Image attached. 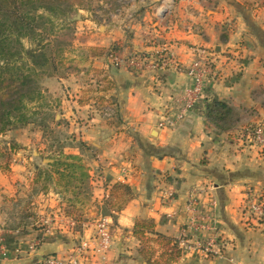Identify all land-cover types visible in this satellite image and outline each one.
<instances>
[{"label":"crops","instance_id":"1","mask_svg":"<svg viewBox=\"0 0 264 264\" xmlns=\"http://www.w3.org/2000/svg\"><path fill=\"white\" fill-rule=\"evenodd\" d=\"M138 5L137 19L126 30L102 33L100 27L102 34L89 47H113L122 62L129 55L149 58L164 50L175 65L158 69L145 61L137 71L123 62L114 68L94 54L74 77L43 81L48 93L59 95L55 121L71 123L75 136L63 152L81 160L87 192L76 185L65 192L54 176H38L53 163L43 159L42 169L36 164L39 128L13 131V160L0 166V238L8 250L0 264L64 258L80 241L93 239L104 216L113 226L111 246L88 264H147L132 233L137 220L153 222L154 232L172 245L179 242L181 257L173 264H264V233L245 208L249 191L264 193V156L240 138L243 129L264 124V0H143ZM199 50L213 63L202 97L174 127L157 130L165 112L174 117L180 107L175 102L187 98L193 84L187 70ZM101 74L106 78L98 81ZM78 76L97 79V86ZM207 99L233 108L231 128L221 132L206 121ZM104 100L116 107L114 121L102 119L93 106ZM114 185H125L132 194L122 207L124 196L113 191ZM73 204L75 212L67 217ZM78 213L81 227L74 222ZM214 231L220 253L196 251ZM32 243L37 246L30 252ZM153 247L152 263L162 258L160 247Z\"/></svg>","mask_w":264,"mask_h":264},{"label":"trees","instance_id":"2","mask_svg":"<svg viewBox=\"0 0 264 264\" xmlns=\"http://www.w3.org/2000/svg\"><path fill=\"white\" fill-rule=\"evenodd\" d=\"M87 1L90 0H0V137L31 125L45 128L42 122L36 123V113L30 108L43 98L39 80L56 75L55 51L49 54L50 46L43 44L44 36L57 20L74 22L71 18L87 8ZM25 40L30 43L29 47H25ZM203 114L206 121L221 132L232 127V111L223 102L207 99ZM45 159L52 160L51 170H38V176L47 180L55 174L65 192L73 185L83 194L87 192L89 177L79 158L60 155L57 159L53 156ZM113 191H120L124 196L120 207L132 198L125 185H114ZM75 201L83 204V198ZM74 204L70 205L72 210H69L71 214L67 212V217L75 212ZM110 218L115 224V217ZM74 222L79 227L83 223L81 217H76ZM112 230L113 226L111 234ZM132 233L140 242L139 254L147 264H173L181 257L177 242L172 245L170 239L155 233L153 222L137 220ZM151 245L162 250L161 260L153 263Z\"/></svg>","mask_w":264,"mask_h":264},{"label":"rangeland","instance_id":"3","mask_svg":"<svg viewBox=\"0 0 264 264\" xmlns=\"http://www.w3.org/2000/svg\"><path fill=\"white\" fill-rule=\"evenodd\" d=\"M141 2H143V0H90L87 1V8L85 10L79 11L77 15H74V17L71 18L74 22L70 23L68 21H55L53 23L54 26L51 29L49 28V30H51L50 33L47 34V36H44L43 41V44H49L50 46L49 54L52 55V51H55L54 61L56 63V75L54 76V78L56 77L59 79H63L67 78L68 76L74 77V75L80 72L81 68L85 66L86 63H88L87 61H89V59L93 57L94 54H100L102 57L105 56L111 62V65L114 68H117L120 63L125 62L126 68L131 69V67H129V62L136 56L129 55L128 58H126L122 62L119 61L120 59L117 56L120 51L116 52L114 49H112L113 47L109 49H95L94 47H89L88 44L92 42V38L100 36L103 33L104 28H107L108 30L112 27H118V29H120L121 27L123 29L127 28V25H129L130 21H135L137 19H135V15L138 14V4H141ZM100 27L103 28L101 34L99 33ZM24 45L25 47H29L30 43L25 40ZM94 50H97V52H95ZM111 55H113L112 58H110ZM155 57L158 69L167 65H175L169 53L164 50L156 54ZM145 58L147 59L148 57ZM146 64L147 63H144L143 67L146 66ZM212 71L213 69H211V73ZM104 74L106 73L104 72ZM103 76L104 75L101 74L98 81H102L103 78H106L105 76ZM78 77L79 79L82 78V80L84 81L87 80L86 78H90L94 81L93 84H95V82L97 81V79L88 76ZM45 79L46 78L42 77L38 82L43 96L42 100L30 106L31 112L36 113V115L34 116V120L36 121V123L41 124L42 122L43 125H45V128L43 129L35 126L43 132V137L40 139L35 149L36 151L39 150V160L36 162V164L39 165V168L41 169L43 168L41 166L42 160L45 158L53 156L57 159L60 155L69 156L64 154L63 149L68 148V143L69 140H71V136H75L74 131L70 128V121H63L62 119L55 121V117L60 112L56 104V101L59 100V95L58 92H54L52 94L47 92V90L43 87V81ZM95 85L97 86V84ZM95 89L96 88H92L90 90L94 92ZM87 90L89 91V89ZM93 106L95 107L96 112H98L100 117L105 121L110 122L115 120L116 107L112 105V103H109V101L104 100L102 103H94ZM107 108L115 111V115L112 119H107L104 115ZM229 108L232 111L230 119L233 123L235 120V112L232 107ZM162 119H160L159 122L162 121ZM158 123L156 126L157 130H159ZM73 128H75V125L73 126ZM23 134L24 133H22V135L18 137L19 140L21 139V136H23ZM37 136L41 135L38 133ZM44 139L47 142L42 143V140ZM11 148H13V131L7 133L3 137H0L1 167L7 166L9 160H13V150ZM53 176L56 178V180H59L58 177L55 176V174H52V177ZM104 215H106L105 211L103 212V216ZM79 217H82L81 213L77 214V218ZM102 218L107 217L104 216ZM151 246L153 250H155V247H153L155 245Z\"/></svg>","mask_w":264,"mask_h":264},{"label":"built area","instance_id":"4","mask_svg":"<svg viewBox=\"0 0 264 264\" xmlns=\"http://www.w3.org/2000/svg\"><path fill=\"white\" fill-rule=\"evenodd\" d=\"M112 57L113 55L110 56V58ZM145 61L151 62L153 68L158 67L156 57H149L147 59L134 57L130 60L129 67L137 71L142 70ZM211 69L212 61L209 55L204 50L197 51L196 59L187 70V75L193 83L191 88L187 90V98L175 102V105L180 104V107L176 110L174 117H170L168 111L165 112L162 117L163 119L161 118L162 121L158 123L159 131L174 127L182 119L183 115L195 105V101L202 97L203 80L204 77L211 74ZM104 115L107 119H112L115 111L107 108ZM240 138L246 140L250 147L258 149L259 153L264 156V124L243 129L240 133ZM245 204L246 213L264 233V193L249 191ZM111 225L112 223L109 218H100L95 225V233L92 240L80 241L64 258L48 256L43 259L41 264H88L96 253L106 254L110 249L112 241V234L110 232ZM186 231L188 232V230ZM45 233L48 234V232ZM213 234V237L207 240L206 244L196 245L194 249L196 251L200 250L205 255L219 254L220 246H217V234L215 231ZM185 235L186 232H183L179 237L180 240L184 239ZM177 244L179 246V242ZM36 246L37 244L32 243L29 245L28 250L32 252L36 249ZM15 253H19V250H16ZM7 255L8 250L0 238V260L6 258Z\"/></svg>","mask_w":264,"mask_h":264}]
</instances>
